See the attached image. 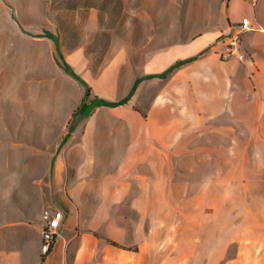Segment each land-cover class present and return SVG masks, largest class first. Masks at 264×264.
<instances>
[{"label":"crops","instance_id":"1","mask_svg":"<svg viewBox=\"0 0 264 264\" xmlns=\"http://www.w3.org/2000/svg\"><path fill=\"white\" fill-rule=\"evenodd\" d=\"M225 1L221 27L185 38L175 45L183 51L180 53H160L151 48L150 41L117 48L108 44L102 57H96L93 46L82 40L72 48L61 47V63L90 88L86 104L95 97L120 104L98 106L84 116L78 109L85 86L64 71L62 64H56L58 73H47L41 80L40 110L28 113L25 122L35 126L28 129L56 133L50 151L56 197L52 207L62 211L63 218L50 252L42 255L39 247L41 260L37 261V252L32 250L27 264H137L139 253L124 251L105 239L108 245L94 232L78 227L82 224L79 214L87 208L108 211L112 206L84 203V196H96L106 184L122 183L114 170L127 172L144 164L169 165L161 174L154 168L157 174L152 189L146 185L141 191L155 197L157 209L160 196L176 189L171 165L183 164V189L192 210L212 212L208 226L202 223L204 230L194 235L190 229L188 250L179 252L186 264H224V236L226 230L234 231L231 223L239 217L254 219L252 231L264 237V0L255 5L243 0L246 9L237 16L232 11L240 0ZM248 16L252 29L242 35L246 60H222L214 43ZM177 61L182 64L162 76ZM69 163L74 165L72 180L64 171ZM192 164L203 165L201 170L205 164L217 165L219 170L212 181L193 187L188 182L193 176ZM112 193L119 191L116 188ZM58 203L63 210L55 206ZM131 208L149 211L150 204ZM6 212L0 216V233L9 239L23 236L35 217V211ZM38 213L35 219L41 245L43 218ZM263 240L250 238L252 245L264 244ZM0 264H26L24 252L15 246L0 248Z\"/></svg>","mask_w":264,"mask_h":264},{"label":"rangeland","instance_id":"2","mask_svg":"<svg viewBox=\"0 0 264 264\" xmlns=\"http://www.w3.org/2000/svg\"><path fill=\"white\" fill-rule=\"evenodd\" d=\"M226 5L225 0H0V216L8 209L17 213L35 211V217L37 210L43 216L44 212L55 209L50 151L56 133L36 131L25 120L28 113L40 110L41 80L47 73H58L60 67L56 64L63 65L61 47L72 48L82 40L93 46L91 50L96 57H102L108 44L117 48L150 41L151 48L160 53L171 50L180 53L183 51L175 49V45L185 42V38L196 32L209 34L221 27ZM245 9L240 0L232 16ZM246 18L250 20L249 16ZM105 165L113 167V164ZM168 166L144 164L137 170L119 173L114 170L116 177L123 179L122 183L106 184L96 196L83 197L84 203H107L108 207L112 205L111 209L87 208L79 214L82 224L78 230L92 231L105 243V239H110L124 251L139 253L137 264H186L187 260L179 255L188 250L186 240L190 229L194 235L204 230L202 223L208 226L212 212L192 210L183 189L186 182L183 164L171 165L177 185L173 194L160 196V210L153 195L141 194L146 185L152 189L154 176L157 172H167ZM202 166L191 165L193 176L188 182L193 187L212 181L219 170L217 165L205 164V170H201ZM64 171L72 180L74 165L67 164ZM116 188L119 194L114 195ZM143 203L150 204L149 211L131 208ZM55 206L63 210L61 203ZM35 217L23 236L18 234L9 239L0 233V248H20L26 264L32 250L37 252V261L41 260ZM239 219L231 223L230 229L234 231L226 230L224 264H264V244L250 242L251 237L255 240L264 237L252 231L254 219ZM223 221L226 226L229 224L227 219Z\"/></svg>","mask_w":264,"mask_h":264},{"label":"built area","instance_id":"3","mask_svg":"<svg viewBox=\"0 0 264 264\" xmlns=\"http://www.w3.org/2000/svg\"><path fill=\"white\" fill-rule=\"evenodd\" d=\"M248 1L251 5L257 3V0ZM237 27L238 29L231 28L228 35H222L214 43L216 53L224 61L235 59L243 62L246 60V54L242 49V35L251 30L252 27L247 18H243ZM42 218L40 252L42 255H47L53 247L55 236L58 234L63 213L60 210L46 211Z\"/></svg>","mask_w":264,"mask_h":264},{"label":"trees","instance_id":"4","mask_svg":"<svg viewBox=\"0 0 264 264\" xmlns=\"http://www.w3.org/2000/svg\"><path fill=\"white\" fill-rule=\"evenodd\" d=\"M52 38V37H51ZM54 40V38H52ZM180 64H182V61H177L174 65H172L171 67H169V69H167V71L162 74V76H166L169 72H171L174 68H176L177 66H179ZM63 68L65 69V71L70 74L73 78L79 80L84 86H85V90H86V94H85V98L84 100H82V103L78 109V113L86 116V115H89L91 114L92 110L95 108V107H98V106H110V107H113V106H117L119 105L120 103L119 102H108V101H104V100H101L97 97H95L94 100L91 101L90 104H86L85 102V99L89 96L90 94V88L83 82L79 79V77L70 69V67L67 65V64H63ZM139 82V79H137L135 81V84L131 90V92L133 93L136 89V86ZM108 242L110 244H112L113 246H116V247H119L116 243L108 240Z\"/></svg>","mask_w":264,"mask_h":264}]
</instances>
